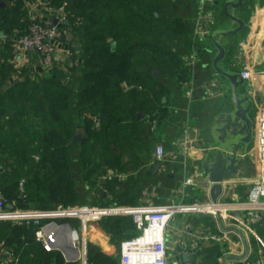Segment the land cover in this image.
Here are the masks:
<instances>
[{
    "label": "trees",
    "instance_id": "1",
    "mask_svg": "<svg viewBox=\"0 0 264 264\" xmlns=\"http://www.w3.org/2000/svg\"><path fill=\"white\" fill-rule=\"evenodd\" d=\"M49 2L56 7H65L67 22L61 25L62 40L67 39L70 30L74 40L78 39V59L82 63L70 73L56 64L38 83L14 84L7 96L0 97V155L3 153L0 156L3 169L0 172V197L7 205L21 209H29L35 203L40 205L36 209L41 210L54 209L56 205L74 206L82 202L78 198L90 196L95 199L93 204H100L99 207L138 205V187L143 185V180L137 178L132 183L118 177H106L102 187H98L96 178L107 176L109 170L115 174L126 172L124 156L148 154L154 135L151 129L159 126L160 118H165L166 109H162L157 98L153 77L143 75L145 72L133 62L142 53L150 54L153 61L164 58L166 49L162 48V34L158 33L161 20L153 14L145 16L139 0H67L65 5L63 0ZM22 7L19 0L0 18L5 33L13 39L24 35L31 23ZM12 14L24 24L8 20ZM182 63L186 64L185 61ZM5 80L3 77V83ZM9 101L11 110L17 107L23 111L11 117L12 111L7 109ZM29 104L35 115L44 113L42 123L46 129L42 137L29 136L42 150L40 160L36 162L20 145L29 141L22 139L20 143V139L16 140L23 132L24 127L19 126V122ZM140 111L145 112L147 119L137 120ZM6 122L18 135L4 131ZM78 128L82 129L84 138L73 141ZM75 147L79 150L73 154ZM142 164L141 160H134V165ZM28 168L32 176L28 182L25 180V192L22 193L20 181L23 176L20 173ZM73 168L82 172L86 182L83 191L75 183ZM29 183L46 187L49 198L31 192ZM50 200L56 205H50ZM105 220L118 237L126 234L130 239L136 234L130 233L133 231L130 217ZM35 232L33 226L0 223V238H5L7 248L19 255L21 264H24L23 257L25 264H67L58 250L45 251L36 241ZM87 263L119 264L117 259L102 254L92 244L88 246Z\"/></svg>",
    "mask_w": 264,
    "mask_h": 264
},
{
    "label": "crops",
    "instance_id": "2",
    "mask_svg": "<svg viewBox=\"0 0 264 264\" xmlns=\"http://www.w3.org/2000/svg\"><path fill=\"white\" fill-rule=\"evenodd\" d=\"M17 1L19 0H0V18L3 13L11 11ZM20 1L23 3L22 9L28 20L35 19L43 24L54 23L57 20L56 10L59 6L50 4L49 0ZM63 1L65 5L67 0ZM139 1L141 3L140 10L145 16L153 14L161 20L158 23V33L162 34L160 42L166 52L163 53L164 58L157 61H153L150 54L142 53L141 56H136L133 62L139 66L141 71L145 72L143 75L153 77V81L156 83L157 98L162 109H166V115L165 118L159 119L158 130L153 135L150 152L137 156H124L123 161L127 164L126 172L115 174L113 170H109L107 176L111 179L118 177L124 182L130 180L132 183L137 178L143 180V185L138 187L140 194L138 205L160 206L180 200L185 168L182 158L166 164L157 162L155 157L157 145L162 144L169 152L173 150V142L184 133L185 129L193 131L192 137L197 141V149L190 151L191 163L198 166L205 180H208L202 170V161L213 140L211 132L215 117L230 108L231 88L227 79L219 75L213 67L216 48L212 38L203 40L195 38L199 0ZM225 1L210 0L208 3L207 11L211 12L214 18V22L209 24L211 33L217 29L237 27V24H234L225 15ZM135 7L137 8V6ZM230 11L240 17L246 25L240 33L234 36L220 37V41L226 49V57L219 63V66L224 70H232L243 75L246 84L240 90L244 91L245 88H248L256 106L264 104V47L262 46L264 0H251L246 6L240 9L230 8ZM14 17L12 14L8 20H13L18 25L24 24L23 20ZM1 25L3 24L0 21V83L3 84L0 87V97H4L7 96V92L14 84L25 81L38 83L40 79L49 74L53 67H45L40 55L34 50H26L17 45L12 36L5 33V27ZM143 30H147V28L143 27ZM67 35V39L63 42L65 41L68 46L73 43L78 44L77 38L74 40V37L72 38L68 33ZM77 46L79 47V45ZM233 51L241 53L242 66L240 68L230 62ZM193 58H195V62L191 61ZM61 59L63 61L62 69L67 73L82 63V60L71 57L69 52L62 54ZM172 60L173 63L175 62L174 65L170 62ZM182 61H186L188 66L184 65ZM213 76L225 80L224 86L225 88L228 86L230 89V97L227 91H222L219 96H208L210 94L204 82ZM3 77L6 78L5 83L2 81ZM67 81L66 79L65 83ZM144 113L141 111L137 113L138 121L145 119L146 114ZM79 129L81 128L77 130ZM73 141L75 140L73 139ZM238 153H241V149L238 150ZM244 154L246 151L238 156L246 161L247 156ZM0 156H3V153ZM134 160H141L142 166L134 165ZM157 164H160L159 168H157ZM193 166L191 165L187 169L192 172ZM245 177L244 171H241L235 178L226 180L224 182V198L231 195L232 190L235 191L234 188L241 185V181ZM253 180L252 178L250 181L253 182ZM188 192L187 202L204 196L202 189L197 191L189 189ZM241 192L240 197L238 194L232 195L244 198L245 191ZM131 223L133 231L131 230L130 233L134 234L135 226L132 221ZM221 229L229 230L227 227L223 228L221 222L212 217L203 218L195 215L176 217L167 229L168 264H238L245 258L261 257L259 244L251 235H245L242 232H229L227 237L220 241L206 238L207 233L219 235ZM256 231L264 237V226H256ZM88 237L90 244L102 254L117 259L121 264V243L127 239L126 234L116 236L109 223L106 220H100L90 224ZM58 251L67 264L74 262V260H69L61 250ZM12 258L15 261H12ZM0 264H21L19 255L7 248L5 238H0Z\"/></svg>",
    "mask_w": 264,
    "mask_h": 264
},
{
    "label": "built area",
    "instance_id": "3",
    "mask_svg": "<svg viewBox=\"0 0 264 264\" xmlns=\"http://www.w3.org/2000/svg\"><path fill=\"white\" fill-rule=\"evenodd\" d=\"M210 0H199V13L196 19L195 38L211 37L209 24L214 22L211 12L207 11ZM58 23L43 24L32 19L26 33L14 38V42L26 50L37 52L45 67L51 68L60 55V42L64 37L61 25L67 22L65 7L56 10ZM264 47V40L262 41ZM1 49V43H0ZM195 62V58L191 60ZM243 76V75H242ZM244 78V76H243ZM245 79V78H244ZM126 88L128 86L125 85ZM192 132L185 129L182 136L173 142V150L167 152L162 144H158L155 157L159 163H168L182 158L185 173L181 186V198L165 205L141 204L137 206H57L50 210L21 209L7 205L0 197V223L12 222L15 225L33 226L36 228V241L47 252L59 250V246L70 244L77 253L76 259L87 263L90 224L94 221L110 217H130L135 226V236L121 243V264H168L167 229L178 216L211 215L221 222L219 235L207 233L206 238L220 241L229 232H242L255 237L259 244L261 257L245 258L238 264H264V237L256 231V226H264V104L256 106L254 117V134L252 144L245 156L250 154L255 162V178L244 198L233 195L230 201L224 194L216 203L211 200V182L205 180L198 166L191 163L190 151L197 149V141ZM193 166V171L187 168ZM189 189L204 190L201 200L187 202ZM20 190L25 192V180L20 182ZM225 193V188H224ZM74 221L77 224H71ZM12 261H15L12 258ZM18 261V260H17Z\"/></svg>",
    "mask_w": 264,
    "mask_h": 264
},
{
    "label": "water",
    "instance_id": "4",
    "mask_svg": "<svg viewBox=\"0 0 264 264\" xmlns=\"http://www.w3.org/2000/svg\"><path fill=\"white\" fill-rule=\"evenodd\" d=\"M251 0H226L224 3L225 15L234 23L237 24L235 28L217 29L212 35V41L216 48V56L213 61L215 71L227 79L231 88V105L228 111H223L215 117L212 127V142L207 151L206 157L202 161V170L207 175L211 182L210 197L216 203L218 199L224 194V182L235 178L241 171L240 164L243 159H240L238 154H243L246 151V146L252 140V126L249 111L254 102L248 88L241 91V87L246 84L245 79L240 73L232 70L227 71L219 66V63L226 57V49L220 41V37L234 36L240 33L244 27L245 22L232 13V9H240L250 3ZM58 20L53 24H57ZM115 43L113 44V47ZM220 135H219V134ZM230 138V140H228ZM75 141H80V135L74 137ZM238 148L242 149L238 153ZM160 164H157V168ZM3 169L0 167V171ZM203 218H210L211 215H200ZM65 256L69 260H76L77 253L70 244H63L59 246Z\"/></svg>",
    "mask_w": 264,
    "mask_h": 264
},
{
    "label": "rangeland",
    "instance_id": "5",
    "mask_svg": "<svg viewBox=\"0 0 264 264\" xmlns=\"http://www.w3.org/2000/svg\"><path fill=\"white\" fill-rule=\"evenodd\" d=\"M70 32L71 31L69 30V35H71ZM73 37L74 36H72V38ZM77 45L78 44L75 45V43H73V44H71V46L70 45L68 46V44L65 41L63 42V40H62L60 42V47H61L60 55L56 58V60L53 63L52 67H54L56 64L59 65V66H62L63 61H62L61 57H62V54L66 53V52H69L71 54V57L79 58L80 57V54H79L80 52H79V47ZM186 61H185V63L187 64ZM230 62L233 63V64H235V66H237V68H240L242 66L241 65V53H240V51H233L232 52V54H231V61ZM187 66H188V64H187ZM75 68H78V66H76ZM204 85H206L207 90H208V93L210 94L208 96H217V95L219 96V94H222V91L223 92L224 91H227V94L230 97V89L228 88V86L225 88V86H224L225 85V80L222 79L221 77L220 78L219 77L216 78L215 76H213V78L205 81L204 82ZM211 85H214V86L211 87ZM11 106L12 105H11V103L9 101L8 106H7L8 107L7 109H10L11 110V108H12ZM31 106L32 105L29 104L27 106V109H26L25 113L23 115H21V120L19 122V126H23L24 129H23L22 134L19 137L16 136V140L20 139L19 142L22 139H25L27 142L29 141L28 143L23 142V144H20V145H22L21 147H23V149H25L27 151V153L29 155H31L30 158L31 159H34L35 162H36V161H39L40 160V153L42 152V150L40 149V145L39 144L34 143L33 141H31L29 139V136L30 135H35V136L42 137V135L44 134V132H45L46 129H45V126L42 123V119L44 117V113H41L38 116L35 115L33 113V110L31 109ZM11 111H12V113H11V117H12V116H15V115L19 114L23 110H21L19 108L17 109V107H15ZM255 111H256V107H255V109L252 112L253 119L255 117ZM4 125H7L6 128H4V131H7L6 133L13 134V135H18L17 134L18 132L16 130L15 131H11L10 130V128H9L10 125H9L8 122L4 123ZM157 127L158 126L156 125L155 127H153L151 129V131H153V133H156L157 130H158ZM76 135H80L81 139L84 138V136H82L83 135V131L81 129H79V130L76 131L74 137ZM181 136H182V134L179 137H181ZM179 137L176 138V140L179 139ZM20 143H22V142H20ZM172 147L174 148L173 144H172ZM77 150H79V148L78 147H75L74 150L72 151V153L73 154L76 153ZM247 159L245 161L246 164L243 165V169H244L243 171H244V174L246 175V177L244 179H242V181H241L242 184L241 185H239L236 188H234L235 191L232 190L233 191L232 194H238L239 197H240V193H242L241 191H245V194H247L248 189H249V187L251 185V182H252L250 180H252V178L254 179V175H255V162H254V158H252V156L249 154L248 157H247ZM73 172L76 173L75 183H78L77 187L79 188L80 191H83L84 186H86V182L83 181L82 172H80V171L77 172L75 168H73ZM28 173H30L29 174L30 175L29 177H28ZM20 175L23 176V177H21L22 178L21 181L22 180H26L28 182V180L32 176V173L30 171V168H28L23 173H20ZM106 177H108V176L105 175L103 177L96 178L97 179L96 180V183H97L98 187H102V183H103V181H105V178ZM244 180H246V181L244 182ZM29 184H30L29 185L30 190H32L31 192L34 191L35 193H38V194H40L43 197L49 198L50 195H49V192L46 189V187L43 186L42 188H39V187H37L36 184H33V185L31 183H29ZM31 185H32V187H31ZM232 194L229 195V196H227V199H228L227 201H230L231 197L233 196ZM78 199H79V201H82V202L79 203V204H75L74 206H81V205H83V206H86V205L87 206H94V205L99 206L100 205V204H98V205L97 204H93L94 203L93 201L95 199L93 197H91V196L87 198L88 200L86 198H84V197H80ZM201 199H202V197L201 198L200 197L198 198V200H201ZM49 204L52 205V206L53 205H56L55 202L54 201H51V200L49 201ZM30 206H31V208L36 209V208H39L40 205H38V203H35L33 205H30ZM56 206H58V205H56ZM9 223H11L13 226H15V224H13L12 222H9ZM261 237H262V235H261ZM22 261L25 264L26 263V258L23 257V260ZM72 264H84L83 263V259H76V260H74V262H72Z\"/></svg>",
    "mask_w": 264,
    "mask_h": 264
},
{
    "label": "flooded vegetation",
    "instance_id": "6",
    "mask_svg": "<svg viewBox=\"0 0 264 264\" xmlns=\"http://www.w3.org/2000/svg\"><path fill=\"white\" fill-rule=\"evenodd\" d=\"M254 100V99H253ZM255 107H256V104H255V101L253 102V104H252V107H251V109H250V111H249V117L251 118V126H252V140H253V134H254V119H253V117H252V112H253V110L255 109ZM219 134V133H218ZM220 135V134H219ZM228 140H230V138L228 139ZM252 140H251V142L249 143V145L248 146H246V151L249 149V147H250V145H251V143H252ZM238 149H240V148H238ZM242 150V149H241ZM244 161L245 160H243V162L240 164V167L242 166V165H244L243 163H244ZM241 170L240 171H243V167L242 168H240Z\"/></svg>",
    "mask_w": 264,
    "mask_h": 264
}]
</instances>
